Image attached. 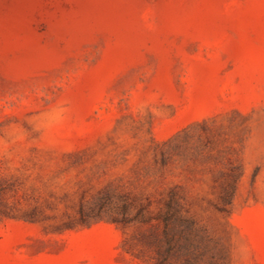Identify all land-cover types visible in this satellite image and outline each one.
<instances>
[{
  "label": "rangeland",
  "instance_id": "obj_1",
  "mask_svg": "<svg viewBox=\"0 0 264 264\" xmlns=\"http://www.w3.org/2000/svg\"><path fill=\"white\" fill-rule=\"evenodd\" d=\"M0 264H264V0H0Z\"/></svg>",
  "mask_w": 264,
  "mask_h": 264
}]
</instances>
